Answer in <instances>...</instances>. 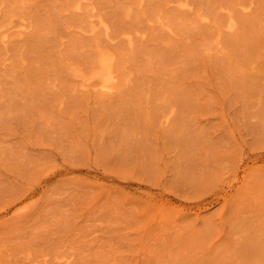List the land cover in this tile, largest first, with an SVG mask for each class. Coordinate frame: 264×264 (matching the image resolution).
<instances>
[{"label": "rangeland", "instance_id": "374dc122", "mask_svg": "<svg viewBox=\"0 0 264 264\" xmlns=\"http://www.w3.org/2000/svg\"><path fill=\"white\" fill-rule=\"evenodd\" d=\"M0 264H264V0H0Z\"/></svg>", "mask_w": 264, "mask_h": 264}, {"label": "bare ground", "instance_id": "6f19581e", "mask_svg": "<svg viewBox=\"0 0 264 264\" xmlns=\"http://www.w3.org/2000/svg\"><path fill=\"white\" fill-rule=\"evenodd\" d=\"M1 29H2V27H1ZM99 55H100V57H98L99 58V65H97L98 67H96L95 69H93L94 68L93 67L92 68L93 70L91 71V73L88 76L85 75V78L87 76V80H90L89 82H91L90 84L94 85V83L91 80H93L94 82H97V84L99 83V86L96 84H95V86H98L99 88L104 89L106 91V89H108V88L110 89V84H111L112 80L115 79L113 76L114 74H112V60H111L110 56L107 54V52L106 53L103 52L102 54H99ZM84 81H86V80H84ZM89 82L87 81V84H89ZM82 83H83V81H82ZM87 84H85V85H87ZM112 84H114V82H112ZM112 89H113V87H112Z\"/></svg>", "mask_w": 264, "mask_h": 264}]
</instances>
